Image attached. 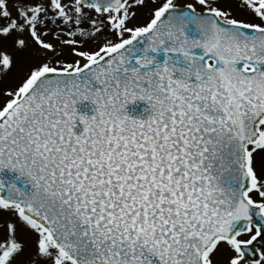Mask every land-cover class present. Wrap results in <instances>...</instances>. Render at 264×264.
<instances>
[{
    "label": "snow or ice",
    "instance_id": "6c2138e0",
    "mask_svg": "<svg viewBox=\"0 0 264 264\" xmlns=\"http://www.w3.org/2000/svg\"><path fill=\"white\" fill-rule=\"evenodd\" d=\"M5 169L0 264H264V0H0Z\"/></svg>",
    "mask_w": 264,
    "mask_h": 264
},
{
    "label": "water",
    "instance_id": "95a60500",
    "mask_svg": "<svg viewBox=\"0 0 264 264\" xmlns=\"http://www.w3.org/2000/svg\"><path fill=\"white\" fill-rule=\"evenodd\" d=\"M160 58H161V60H163L162 54H161ZM147 107H148V105L146 104V102L141 101V102H138L136 104L129 105V111L133 115H141V114L146 115V113H144V109ZM93 108H94V106L89 102H85V103H82L81 105H79V110L81 112H87L89 114H92ZM0 177L4 178L6 181L16 182L20 186L24 185V180L22 178H18L19 174L17 172L10 170V169H5L2 173H0Z\"/></svg>",
    "mask_w": 264,
    "mask_h": 264
}]
</instances>
